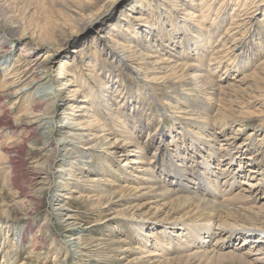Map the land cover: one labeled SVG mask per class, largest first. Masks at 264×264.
<instances>
[{"label": "rangeland", "instance_id": "374dc122", "mask_svg": "<svg viewBox=\"0 0 264 264\" xmlns=\"http://www.w3.org/2000/svg\"><path fill=\"white\" fill-rule=\"evenodd\" d=\"M108 1L0 0V7L8 12L9 26L11 20L22 21L28 28L26 40L41 41L49 31L56 29L65 34L74 26L66 17L69 12L63 9L65 5L72 14L81 16L97 10ZM55 2H59L58 5ZM208 2L209 8L206 6ZM189 10L194 15L186 22ZM5 39L10 49L7 56L9 69L24 67L31 59L23 51L25 41L9 35ZM73 49L76 52H71ZM40 54L44 55L45 49L38 51L36 56ZM237 55L239 57L233 64ZM50 60L56 78L61 76L62 60L66 62L64 73L68 76L67 80L73 77V72L81 77L72 87L81 89L77 100L65 101L58 108L62 112L69 102H76L79 107L71 114L80 126L72 130L63 127L66 119L71 117L67 115L59 124L63 133L54 136L56 139L66 136L61 150L72 173L65 205L73 216L71 221L77 224L78 230L73 238L81 253L70 264H140L135 259L145 255H139L134 250L136 234L125 220L132 214L137 218L150 216H146V209L137 207L145 203L143 198H139L140 190L132 191L125 183V177L132 181L139 179L137 176L141 177V170L133 162L137 161V156L131 152L137 149L135 143L129 145L130 152L121 148L125 137L122 127L133 130L142 147L140 154L146 152L150 160L161 145L165 149V157L168 156V168L181 161L195 165L191 158H199L200 154L192 147L189 132H197V126L201 125L196 111L200 108L212 109L214 102L210 104L206 95L208 89L209 93L216 89L215 85L225 89L222 97H218L222 98L217 101L218 108L221 106L222 114L232 116L225 126L218 124L210 129L207 126L201 132L205 134L206 141L215 134L211 143L214 148L221 149V153L229 148L233 154L239 150L244 154L236 161L238 166L242 160V166L236 173L234 189L249 188L248 180L258 179L264 184V125L259 121L264 115V0H118L98 21L68 38ZM183 63L186 67L190 65L189 72L181 65ZM4 72L0 70V128L11 125L12 129L0 130V264H55V256L50 254L46 258L44 254L45 248L52 242L46 238L45 219L51 222L49 233L57 244L70 235L64 225H59L56 214H52V200L61 195L56 189L61 157L54 162L53 168L50 167L47 154L41 153L40 147H35L43 143L42 138L29 130L22 131L16 125V120L27 109V103L16 105L14 111H10L13 101L10 104L4 102L1 96L4 90L2 82L6 79ZM204 77L211 80L207 89L202 87L203 82L199 83L206 80ZM96 80H101L105 88H101ZM147 80L156 102L151 104L150 101L145 105L149 98L147 87H144ZM140 110L144 128L141 133L135 130L137 124L132 118L133 113ZM250 115L256 116L250 118ZM57 120L53 119L54 122ZM20 132H23L21 139ZM105 137L108 141L104 140ZM194 137L200 140L199 136ZM96 143H100L99 148H93ZM177 145L181 152L177 150ZM33 147L35 150L38 148L37 151H29ZM196 147L200 153L205 152L204 147L203 150L200 145ZM126 151L127 156L121 157ZM250 167L257 168L254 180L249 177L252 174L248 173ZM38 176L49 178L43 194L37 192ZM263 194L264 189H260L259 197ZM3 222L24 225L26 231L25 242L16 247L8 259L5 254L10 251L13 242L10 240L12 237L4 240L6 228L2 227ZM149 231L152 230L149 228L145 233ZM260 244L264 248V241ZM250 245L246 243L243 252Z\"/></svg>", "mask_w": 264, "mask_h": 264}, {"label": "bare ground", "instance_id": "6f19581e", "mask_svg": "<svg viewBox=\"0 0 264 264\" xmlns=\"http://www.w3.org/2000/svg\"><path fill=\"white\" fill-rule=\"evenodd\" d=\"M115 1L118 0H109L105 5L99 7L95 11H90V13L87 12V14L84 13L83 15L80 13L81 16H78L76 13L72 14L70 10L67 9V5H65L66 8H63L61 6L63 9H65V11L69 12V15L64 12L63 14H66V17L68 16L70 18L69 20L72 21L74 26L70 31L68 30L69 32H65V34H62V32H60L59 30L57 31L56 29H54V31L52 32L49 31L47 34H44L43 37L41 36V41L34 39V41L30 39L26 40L28 36V28L24 23H22V21L13 18L14 20H11V24L9 26L6 17L8 12L6 11V9L0 7V70L5 71L4 77L6 78L2 82L4 90L1 92V96L3 98V101L9 104L13 101L10 106V111H12L16 105H20L21 103L26 102L27 109H25L24 113L19 116L18 120H16V125L21 127L22 131L29 130L33 134H37L39 138H42L43 143L38 146H36V144L35 147H40L39 151L41 153L47 154V164L50 167L53 168L54 162H56V160L61 157L60 160L58 159L62 165L60 166L61 169L57 171L59 177L58 182L56 183V189L61 192V195L55 196L52 200L51 205L54 208L52 214L53 212L56 214L55 217L58 219V221H60L59 225H64L66 228V232H68L70 235H67V239L57 244L56 241L52 240V236L49 233L51 232V222L50 220H48V218L45 219L46 222L44 223V229L46 231V238L51 240L52 242L50 243V246L48 245L50 248H45L44 254L46 258L50 254L55 256V264H70V262L74 261V259H76L77 256H79V254L81 253V251H78V246L75 245V238H73L76 235V230H78V228L76 227L77 224L71 221L73 216L67 211L65 205V200L68 199L67 192L69 191L68 180H70L72 176L71 169L68 168L69 164L64 159L65 155L62 154L61 150V144L62 142L66 141L64 140L66 136L62 135L57 139L54 137L56 133L60 134V132H62L61 129H59V126L61 125L60 123H62L63 119H66L67 115L71 116L72 118L70 117V119H66V123L65 125H63V127L72 130L80 126V124H78V122L73 119L74 115L71 114L72 111L78 109L79 107L77 106L76 102H69L66 105L65 110H61L62 112H59L60 110H58V108L62 106L65 101L73 99L77 100V96L81 94V89L78 88V86H75V88L72 87H74V82L78 83V81L81 80V77L78 76L79 74L76 75V72H73V75L71 74L73 77L70 80H67L68 76H65L64 73L66 62L64 63V60H62L60 61L61 76L59 78H56L54 71L52 70V62H50V59H52L58 53L59 49L62 47L64 42L68 40V38H70L75 32H83L94 22L98 21L107 11L110 10ZM132 1L129 0V2ZM189 1L191 2L192 0ZM55 3H57L58 5L59 2ZM208 4L209 2L206 6L209 8ZM73 5L74 3L72 4V6ZM77 11L79 12V9ZM188 13L189 14L186 22L190 21L194 15L190 10L188 11ZM214 22L215 24L217 23L216 20ZM1 32L4 33V36ZM227 32H229V30H227ZM7 35L11 37H17L20 41H25L23 51L27 53V55H29L31 59L27 61L24 67H14L12 69H9V62L7 60L9 46L7 40L5 39ZM194 37L198 38L197 35H194ZM224 41L227 42L226 39H224ZM41 49H45V54H40L39 57H37L36 55ZM71 52L74 53L76 51L75 49H73ZM238 57L239 55H237L233 59V64H235ZM247 59L250 62L251 58L249 57ZM163 60L165 59L163 58ZM155 62L157 63L158 61ZM181 65L185 70L187 69L188 72L189 69H191L189 67L190 65L187 67L185 63ZM174 67H176V65ZM194 68L196 69L198 68V66ZM180 69L181 71L183 70L182 68ZM262 69L263 68H261V70ZM195 76L198 79L201 78L197 75ZM146 77H149L148 74L146 75ZM97 82H99L101 88H105L101 80H98ZM149 83V80L144 82V87H147L146 93L149 97L147 102H145V105H148L147 103L150 101L152 102L151 104H154V102H156V96L151 93L152 88ZM199 83H202V87H205L207 89L208 86L211 85V80L206 79L200 81ZM213 84L215 85L216 83ZM215 86L216 89L214 88V90H211L212 93H209L210 89H208L206 95L210 104L214 102L212 109L206 110L200 108L198 111H196L197 118L201 120V125L197 126V132H195L194 130L189 132V135L191 136L193 141L192 147H195L197 152H199L200 154L199 158H191L194 164L196 163L195 165H189L186 164V162L181 161V163L175 165V167L171 169L168 168L166 166L168 156L165 157V149L161 145H159L155 150V153L150 160V157L148 158L146 152L140 154V152H143L142 147L140 145V142H138L139 140L132 133L133 130H125L126 127H122V133L125 137L123 138V147L121 148L127 149V151L130 152L129 145H131V143H135V148L140 149H135L131 152H133L137 156L135 159L137 161L133 162H135L134 164L137 165L138 170H141V177L137 176V178L139 179L133 181L125 177V183L132 191L140 190L138 192L141 193L139 198H143L145 200V203L143 204V206L140 205L137 207L141 208L140 210H142V208L146 209V216H150L146 218H137L131 213L132 216L126 217L125 220L131 231L136 234V238L134 239L136 242L134 250H137L136 252L139 255H145L144 257L135 259L136 263L264 264V248L260 244L261 241H264V231H262V233L260 232V230L264 229V194L260 197L258 195L259 190L264 189V184H261L258 179L254 180V178H256L258 174L256 173L257 168L250 167L248 169V173H252L249 177L254 180L252 182L251 180H248L247 184H249V188H242L240 191L234 189L236 173L242 166V160L239 162L238 166L236 161H239L240 156H243L244 154L240 150L237 151L236 154H233V151L229 148H226L225 151L221 153V149L218 150L214 148L211 143L213 141V138L215 137V134L212 136L213 138H211L209 141H206L204 136L205 134L201 132V130L207 126L209 127V129L211 126H215L218 124H222L223 126H225L232 116H229L228 114V116H226V114H222L220 105V107L218 108L217 101L219 99L222 100V98L218 97H222L221 95H223L222 93L223 91L225 92V89L221 85ZM231 90L233 91V89ZM254 90L257 91V89ZM212 97L217 98H215V100ZM222 103L223 102H221V105ZM229 103L235 104L232 101H229ZM231 106L232 105H230V107ZM143 109L145 110V107H142V110ZM142 110H140L139 112H135L132 115V118L135 119L134 123L137 124L135 130H137L139 133L143 132L144 129L142 122ZM235 112L237 111L235 110ZM202 114L206 115L207 117L205 118V116ZM253 116L256 115H250L248 117L255 118ZM54 118H57L59 120L54 122ZM259 121L262 123V125H264V115L261 116ZM10 129H12L11 125H4L0 128V130L3 131H9ZM203 130H205V128ZM22 133L23 132L19 133L20 139L22 138ZM194 135L199 136L201 141L197 137H194ZM33 139L34 137L32 138V140ZM104 140L108 141V138L105 137ZM197 145H200L202 147V150L204 147L205 156H203L204 153H200V149L196 147ZM99 147L100 143H96L95 145H93V148ZM178 147L179 146L177 145V150L180 149V147ZM37 149L38 148H36L35 150V148L33 147L32 149H29V151L35 152L37 151ZM127 151L124 152L125 154L123 153L121 157H126ZM184 158L188 159V157L186 158V156ZM254 158H251L250 160ZM199 159L203 160L199 161ZM216 163L217 165H215ZM198 169H200L199 172L201 175H199ZM48 179V176H38V193H44L45 185ZM126 191H128L127 187ZM134 195L136 196V194ZM9 223L10 222L2 223V227L4 226L3 228H6V239L4 240L6 241L10 237H12V239L10 240H12L13 242L10 251L5 254V258L7 259L8 257L10 258L11 254H14L15 248L22 245L26 240V231L24 225L16 226L17 224L15 223ZM245 226L251 227L245 228ZM149 228L152 231H149L150 233H145ZM222 233H225V235H222ZM213 237L217 240L215 241ZM240 240L242 241L239 242ZM212 241H215V243H212ZM246 243H250L251 245L249 246L247 251L243 252V248L246 246ZM145 258L149 259L147 261H144ZM4 263H6V261H4Z\"/></svg>", "mask_w": 264, "mask_h": 264}]
</instances>
